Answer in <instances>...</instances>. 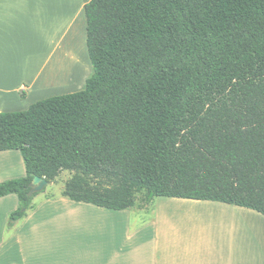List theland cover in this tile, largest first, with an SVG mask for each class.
<instances>
[{
	"label": "trees",
	"instance_id": "1",
	"mask_svg": "<svg viewBox=\"0 0 264 264\" xmlns=\"http://www.w3.org/2000/svg\"><path fill=\"white\" fill-rule=\"evenodd\" d=\"M85 15L86 87L0 112V151L20 150L27 172L0 182L19 197L10 225L35 209L34 177L64 171L76 202L264 215V0H90Z\"/></svg>",
	"mask_w": 264,
	"mask_h": 264
},
{
	"label": "crops",
	"instance_id": "2",
	"mask_svg": "<svg viewBox=\"0 0 264 264\" xmlns=\"http://www.w3.org/2000/svg\"><path fill=\"white\" fill-rule=\"evenodd\" d=\"M89 1L0 0V112L25 110L45 98L76 92L71 86L77 82V64L85 54L90 60L85 15ZM46 11L55 14V26L61 25L56 13H77V23L84 17L77 28L86 30H79V37L78 29L69 25L52 45L55 35L48 55L38 64L47 51L40 53L36 39L41 13ZM67 59L73 64L66 73L71 83L64 91L47 89V68L55 62L62 71ZM31 63L37 65L31 68ZM26 174L20 150L0 151V182ZM193 201L204 211L222 212L216 215L222 222L191 229L166 222L167 213L113 210L68 198L69 207L87 210L43 212L37 208L11 226L8 216L19 205L18 195L12 193L0 198L8 210L0 213V264H264L263 214L219 201ZM93 205L108 211H92Z\"/></svg>",
	"mask_w": 264,
	"mask_h": 264
},
{
	"label": "rangeland",
	"instance_id": "3",
	"mask_svg": "<svg viewBox=\"0 0 264 264\" xmlns=\"http://www.w3.org/2000/svg\"><path fill=\"white\" fill-rule=\"evenodd\" d=\"M46 13H47V20L45 19ZM50 13H52V12L46 11V12L41 13V26H40L39 33H38L36 39H39L38 44L40 47V53H42L43 50L45 51L46 49H47V51H46L44 57H42V54H41V58L39 59L38 64L40 62H42V60L48 55L49 43L51 44V41L55 37V35L58 34L56 39L52 41V45L56 44V41H58V38L60 36H62V34L64 33V30L69 28V25L71 27L72 26L76 27L75 29H78V36L79 37L81 36V33L79 34V30L82 31V33L85 32L84 30H86L84 28H82V29L77 28V26H81V24H82L81 21H83V19H84L83 16H80V18H78V23H77V21H76L77 16L75 18V15H77V13H74V12H72V13H63V12L56 13L59 16V20H61V25H57V26H55L53 24V21H52L55 14L53 13V15H51ZM74 18H75V20L73 21ZM44 20H46V21H44ZM71 21H73V22L71 23ZM75 29H73V31ZM70 34L71 33L68 32V35H70ZM52 35H54V36H52ZM84 57H85V59H82L83 61L82 62L79 61V63L77 64L79 66V69H80L77 76H76L77 82H76V84H74V82H73V84L71 86V87H74V89H77L76 91L84 89L86 87L87 79L93 74V66H92L91 60H89L87 54H85ZM64 63L65 64H64V68H62V71H61V69L58 70V67L55 64V62H53V64H51L47 68L46 75H45V80H46L47 84L49 85V86H47V89H49L51 91H54V90L64 91V89H66L68 84L71 83L72 79L67 78L66 73L68 72L67 69L71 68V65H73V64L69 59H67ZM35 65H37V64L31 63L30 67L31 68L35 67ZM55 66L57 68V71L53 72V70L55 69ZM74 76H75V73H74ZM64 94H66V93H64ZM16 174H18V173H14L13 176H17ZM72 175H73V172H71V171L62 172V174H60V176L58 177L56 182L49 183V185L43 191L39 192V194L34 198V204H35L34 210H36L37 208H39L38 210L43 211V212H45V211H56V212H62L63 211L64 212V211H72V210L76 211V210H82V208H83V210H87V209H85V206L69 207L67 204H65L68 198H66L62 192L64 190L66 181L69 178H71ZM141 197H142V195L139 196V198H138L139 201H140ZM47 199H51L53 201L51 203H46ZM185 201H188V202H185ZM4 203L0 202V213L2 212L1 210H4L6 212L8 211L6 206L4 205ZM186 203H189V205H187ZM199 206L200 205L195 204L193 200H189V199L183 200V199H177V198L156 197L153 200V202L149 206H147L146 208H142V209L141 208L140 209L134 208L132 210L134 212H137V213H139V212L146 213L147 215L153 214V212H155V213L158 212L161 214L167 213L168 216H167V218H165L166 222L188 225L191 229H197L199 227H202L205 225V223L208 225H216V224L222 222V220L219 217H217L222 212L210 213L209 211H204L206 209H202V207H199ZM92 207H95V208H93L95 210H92V211H98V210L99 211L100 210L101 211H108V209L99 208V207L94 206V205ZM211 214H215V215L211 216ZM8 218L10 219V214H9ZM230 222L231 221H229V223Z\"/></svg>",
	"mask_w": 264,
	"mask_h": 264
},
{
	"label": "water",
	"instance_id": "4",
	"mask_svg": "<svg viewBox=\"0 0 264 264\" xmlns=\"http://www.w3.org/2000/svg\"><path fill=\"white\" fill-rule=\"evenodd\" d=\"M49 181L40 176H35L33 181L31 182V191L30 194L33 195L34 193H39L43 191L48 185Z\"/></svg>",
	"mask_w": 264,
	"mask_h": 264
}]
</instances>
